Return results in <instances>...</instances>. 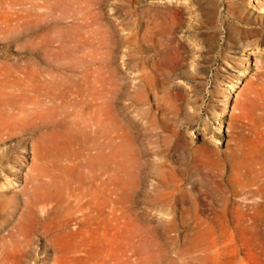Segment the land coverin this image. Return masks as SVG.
Segmentation results:
<instances>
[{
	"label": "rangeland",
	"instance_id": "374dc122",
	"mask_svg": "<svg viewBox=\"0 0 264 264\" xmlns=\"http://www.w3.org/2000/svg\"><path fill=\"white\" fill-rule=\"evenodd\" d=\"M6 15L12 104L27 75L46 107L5 117L23 133L0 142V264H264V0Z\"/></svg>",
	"mask_w": 264,
	"mask_h": 264
},
{
	"label": "bare ground",
	"instance_id": "6f19581e",
	"mask_svg": "<svg viewBox=\"0 0 264 264\" xmlns=\"http://www.w3.org/2000/svg\"><path fill=\"white\" fill-rule=\"evenodd\" d=\"M15 7V6H14ZM13 8V7H12ZM23 8H25V10H26V6L25 7H23ZM28 9H29V7H27ZM35 8V7H34ZM31 9V8H30ZM41 9V8H40ZM34 10V9H33ZM27 11V10H26ZM37 11H39V9L37 10ZM36 11V12H37ZM24 14V13H23ZM26 16V15H25ZM11 16L10 15H6V16H3V17H1L0 16V23H1V27L3 26V28H1V29H5L7 32H9L7 29L10 27V22L12 21L11 19L12 18H10ZM29 17V16H28ZM27 17V18H28ZM22 18V17H21ZM40 19V18H39ZM16 20V19H15ZM27 20H29V19H27ZM41 20V19H40ZM30 21V20H29ZM16 23V22H15ZM36 23V22H35ZM43 23V22H42ZM14 24V23H13ZM18 24V23H17ZM23 26H25V24L23 25ZM13 29H15V28H13ZM17 29V28H16ZM10 30H12V29H10ZM18 30V29H17ZM25 30V29H24ZM3 31V30H2ZM240 31L243 33V35L245 34L246 36H247V34L248 33H251L252 35L253 34H256V35H260V34H263V31L262 30H259V29H254V30H250V29H245V28H243V29H240ZM14 32H16V31H14ZM20 32V31H19ZM241 33V34H242ZM5 35L6 34H8V33H4ZM17 34V33H16ZM9 35V34H8ZM7 35V36H8ZM11 35V34H10ZM249 35V34H248ZM6 36H4V38H5ZM248 37V36H247ZM258 37V36H257ZM39 38V37H38ZM244 38V37H243ZM263 38V40H264V37H262ZM8 39V38H7ZM10 39V38H9ZM8 39V40H9ZM259 39V38H258ZM6 40V39H5ZM11 41V40H10ZM13 41V40H12ZM264 42V41H263ZM171 43V42H170ZM5 48H8L9 47V43L7 42L5 45ZM173 46V45H172ZM171 46V47H172ZM176 47V46H175ZM178 47V46H177ZM176 47V48H177ZM168 48V47H167ZM164 49H166V48H164ZM177 50V49H176ZM165 51H167V50H165ZM169 53H170V51H169ZM165 55V54H164ZM169 57V56H168ZM7 70V66H6V64L5 63H2V62H0V142L1 143H5L7 140H10L11 138H14V136H16V134L17 135H20V133H23V132H19V131H21V130H19V131H15L14 130V128H12L11 127V129H10V126H9V123H7V120H5L6 118V116H7V113H8V111H10L9 113H8V115H9V117H11L12 115H14L15 113L18 115V119L21 121V119H20V117H24V116H27L28 115V112L30 111V112H34V111H36L38 108H39V106L41 105V104H45L46 102H43V103H41V98H42V95H41V93L40 92H38L39 90H37V89H35V86H38V85H36L35 84V86H34V82H33V79H30L27 75H20V82H21V84H20V88L18 89V90H20L19 92V95H18V97L20 98V99H22L21 101L22 102H20V104L18 103L17 105L15 104L16 102H14V106H13V104H12V101L14 100V99H12V94H14V91L15 92H17L16 90H14L13 89V87H12V82H11V80H10V75L8 74V72L6 71ZM9 70V69H8ZM13 75V74H12ZM14 76V75H13ZM13 78V77H12ZM15 78V77H14ZM18 78V77H17ZM15 80H17V79H15ZM19 81V80H18ZM16 83V81H14V84ZM33 83V84H32ZM16 85H19V84H16ZM21 86H23V87H21ZM39 89V88H38ZM29 94H31V96L29 95ZM15 97H16V95H15ZM28 98V100H27V98ZM49 97H52V96H49ZM54 98V97H53ZM52 98V99H53ZM16 99V98H15ZM19 100V99H18ZM42 100H43V98H42ZM47 100H48V97H47ZM56 100V99H55ZM45 101V100H44ZM49 102L48 103H50L49 104V106L54 102L53 100H51V99H49L48 100ZM18 102V101H17ZM48 103H47V105H48ZM55 103V102H54ZM48 106V107H49ZM43 107H46V104H45V106H43ZM47 107V108H48ZM46 108V109H47ZM51 108V107H50ZM41 109H45V108H42L41 107ZM49 109V108H48ZM38 114V113H37ZM36 114V116H38V115H40V114H38L37 115ZM14 117V116H13ZM17 117V116H16ZM15 117V118H16ZM15 118H10V119H15ZM34 119H36V117H33ZM32 118V119H33ZM9 119V120H10ZM26 119H27V117H26ZM33 119V120H34ZM22 121H23V119H22ZM29 122V124H30V120L28 121ZM38 122V121H37ZM11 123V122H10ZM16 124H18V123H16ZM16 124H14V125H16ZM37 124V123H36ZM20 125H21V123H20ZM17 126V125H16ZM19 126V125H18ZM33 126V125H32ZM15 127V126H14ZM20 127V126H19ZM23 127V126H22ZM21 127V128H22ZM24 127H29V125L28 126H26V123H24ZM23 127V128H24ZM16 128H18V127H16ZM20 128V129H21ZM32 128V127H31ZM14 131H13V130ZM23 130H25V128L23 129ZM25 132V131H24ZM26 134V133H25ZM24 136V135H23ZM20 137V136H19ZM20 138H22V137H20ZM23 139V138H22ZM39 140H41V139H39ZM17 141V140H16ZM8 142V141H7ZM37 142V141H36ZM42 142V141H41ZM20 144V143H19ZM40 144V143H39ZM41 145V144H40ZM43 145V144H42ZM41 145V146H42ZM37 147V146H36ZM35 147V149H37ZM40 147V146H39ZM18 148V147H17ZM12 152V151H11ZM3 154V153H2ZM3 158V157H2ZM2 160V159H1ZM5 167V166H4ZM33 171V170H32ZM35 171H36V169H35ZM34 172V171H33ZM36 172H38V171H36ZM12 173H14V172H12ZM37 174V173H36ZM38 175V174H37ZM36 175V176H37ZM40 175H42V174H40ZM33 176V175H32ZM29 177V176H28ZM34 178H35V176H34ZM31 179V178H30ZM30 179H27V180H30ZM38 179H39V177H38ZM38 179H37V181H38ZM35 180V179H34ZM33 181V180H32ZM26 182V181H25ZM29 182V181H28ZM38 182H40V180L38 181ZM37 182V183H38ZM36 183V184H37ZM26 186V185H25ZM24 186V187H25ZM31 186H32V183H31ZM37 186V185H36ZM36 186H35V188H36ZM29 187V189L31 188L30 187V185L28 186ZM33 187V186H32ZM28 189V190H29ZM30 192H31V190H29ZM35 191V190H34ZM34 191H33V194H34ZM30 192L29 193H27L28 195L30 194ZM31 195V194H30ZM30 195L28 196V198L30 197ZM35 195V194H34ZM45 197V196H44ZM27 198V199H28ZM32 198V197H31ZM35 198V197H34ZM49 198V197H48ZM30 199V198H29ZM28 199V200H29ZM33 199V198H32ZM41 200V199H40ZM39 200V202H42V201H40ZM36 201H38V200H36ZM36 201H34V204H36L37 202ZM46 201L47 200H45L44 199V201H43V204L45 205L46 204ZM49 201H50V199H49ZM27 202V201H26ZM38 202V203H39ZM27 203H29V201L27 202ZM31 204V203H30ZM33 204V205H34ZM42 204V205H43ZM32 205V204H31ZM32 205V206H33ZM41 206V205H40ZM40 206H39V208H40ZM31 207V206H30ZM35 207H36V205H35ZM38 208V207H37ZM45 208V207H44ZM33 210V209H32ZM36 210V209H35ZM44 209L42 208V211H43ZM47 210V209H46ZM45 210V211H46ZM37 211H39V210H37ZM41 211V212H42ZM30 213H33V211L31 212V211H29ZM40 212V211H39ZM38 212V213H39ZM41 212L39 213V216H40V214H41ZM29 213V214H30ZM36 212H34L33 214H35ZM43 213V212H42ZM32 216V221H33V215H31ZM42 216V215H41ZM40 216V217H41ZM27 217V216H26ZM29 217V216H28ZM35 218H36V215H35ZM29 219V218H28ZM27 219V220H28ZM31 219V218H30ZM23 220V219H22ZM38 220V219H37ZM37 220H34V221H37ZM21 221V220H20ZM40 221V220H39ZM22 222V221H21ZM26 222V221H25ZM24 222V223H25ZM30 222H31V220H30ZM30 222H28V225L30 226ZM34 223H36V222H34ZM19 225H20V222H19ZM24 225V224H23ZM36 225V224H35ZM21 226V225H20ZM19 226V227H20ZM32 226V225H31ZM34 226V225H33ZM25 228H29V227H25ZM21 229V228H20ZM22 229H24V227L22 228ZM19 230V229H18ZM22 231V230H21ZM21 231H20V234H21ZM19 232V231H18ZM22 235V234H21ZM23 235H24V233H23ZM11 239V238H10ZM15 240V239H14ZM13 240V241H14ZM3 241V240H2ZM5 241V240H4ZM8 241H10V240H8ZM16 241V240H15ZM14 241V242H15ZM1 242V241H0ZM20 242V241H19ZM27 242V241H26ZM9 243V242H8ZM1 244H3V243H1ZM0 244V245H1ZM27 244H28V242H27ZM26 244V245H27ZM2 246V245H1ZM3 247V246H2ZM24 247H25V245H24ZM24 247H22V248H24ZM27 247V246H26ZM25 249V248H24ZM17 251V250H16ZM15 251V252H16ZM26 251H27V249H26ZM22 252V251H21ZM12 253L14 254V252L12 251ZM10 255H12L11 253H10ZM9 255V258H12L11 256ZM14 256V255H13ZM18 256V255H17ZM15 257V256H14ZM20 258H21V255L19 256ZM19 257H16L15 259H17V258H19ZM2 259V258H1ZM16 261V260H15ZM16 263V262H15Z\"/></svg>",
	"mask_w": 264,
	"mask_h": 264
}]
</instances>
